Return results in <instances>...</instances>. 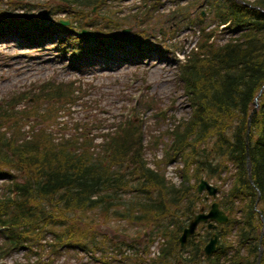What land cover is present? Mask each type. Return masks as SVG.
Segmentation results:
<instances>
[{"label":"trees","instance_id":"trees-1","mask_svg":"<svg viewBox=\"0 0 264 264\" xmlns=\"http://www.w3.org/2000/svg\"><path fill=\"white\" fill-rule=\"evenodd\" d=\"M59 1L61 4L53 12L73 10L83 20L105 0ZM195 6L200 10L197 22H205L206 16L201 13L205 9L211 15L210 21L243 30L245 41L216 46L210 42L211 32L202 28L196 49L178 67V79L191 113L161 134L146 138L139 124L125 119L114 130L103 132L102 154L97 157L89 149V140L78 143L77 138L62 137L54 141L53 134L43 129L30 140L20 141L25 116L40 115L43 120L57 117L52 102L39 114L45 101L55 100L61 105L73 102L75 91L70 83L48 82L37 86L41 88L38 93L22 92L12 97L7 107L0 106V176L5 175V167L17 171L16 175H9L12 182L6 186L13 195L5 194L0 199V233L6 238L0 245V259L19 249H25L28 256L36 253L34 247L40 248L42 257L45 245L53 254L68 248H102L114 241L110 235L113 233L104 231L112 228L114 219L124 220L127 226L120 231L114 227L119 234L116 242L126 244L129 240L132 247L140 246L137 255L125 264L141 263V254L148 252L156 234L167 240L151 264H223L231 249V256L225 259L227 264H256L259 243L263 249L259 264H264V234L259 241L264 229V0H255L252 5L246 0H190L176 14L189 19ZM149 10L146 7L143 12ZM126 20L132 23L130 17H125L114 23L115 28L121 31ZM24 21H14L18 23L15 28L30 35L36 27L33 21ZM11 23L0 18V31ZM93 23L86 20L81 27ZM59 28L60 34L66 33L65 27ZM141 32L131 34V45L120 43L124 37L121 34L120 38L104 36L97 48L114 46L124 51L134 46L136 51H142L146 34ZM259 92L246 140L249 115ZM21 102H26L29 109H13ZM162 115L166 118L165 110ZM160 146L164 156L156 161L158 170H153L147 166L143 153L146 148ZM247 152L252 183L246 168ZM177 157L184 163V182L174 187L167 183L162 170L165 163ZM229 163L235 167L234 181L228 193L218 198L228 221L214 230L202 224L199 232L180 247L178 238L193 211L200 205L210 207L205 195L198 192V183L203 178L222 179ZM235 200L244 202L238 221L233 217ZM235 223L238 236L233 246L227 237ZM213 232L219 241L215 251L206 256L203 247ZM35 264L45 263L38 257Z\"/></svg>","mask_w":264,"mask_h":264},{"label":"rangeland","instance_id":"rangeland-1","mask_svg":"<svg viewBox=\"0 0 264 264\" xmlns=\"http://www.w3.org/2000/svg\"><path fill=\"white\" fill-rule=\"evenodd\" d=\"M133 2L111 0L99 9L95 7L88 16L96 23L92 30L98 27L102 30L99 31L100 35H108L112 28L115 30L113 23L121 19L119 17L123 19L126 15L137 16L138 21H133L125 27L129 30L121 33L128 36L133 31L139 34L138 32L145 30V34L149 35L145 45L151 46L150 49L136 51L134 46H130L132 50L123 51L110 46L102 51L96 49L98 40L94 37L90 43L82 40L80 47L87 46V49L83 48L82 56L74 57L79 52L74 36L79 35L76 32L81 31V23H71L75 17L73 13L53 12V8L61 4L59 0H0L1 20L13 22L0 31V106L7 107L12 97L22 92L34 90L38 93L41 88L37 86L48 82L70 83V88L80 95L69 104H57L55 100L45 101L39 114L44 113L52 102L57 108V117L43 120L40 115L25 116L21 123L20 139L32 138L42 129L52 132L54 141H59L63 136L67 139L73 136L78 143L89 140V149L94 157L101 150L103 132L114 130L125 119L139 124L146 138H149L172 128L177 119L189 116L191 108L178 79V63L182 60L183 49L194 41L189 22L183 20L182 14L174 18L171 13L167 16L152 14L142 20L144 14L139 13L140 9L126 14L127 6ZM196 8L197 6L191 10L193 18ZM22 20H25L24 24L29 20L33 21L36 27L33 33L42 32V36L37 38V34L31 33L32 38H28L23 31L15 28L18 23L14 21ZM59 20L68 21V34L46 30V25L50 29L58 27ZM159 27L165 32L164 36L157 32ZM173 31L174 34H170ZM113 33L114 31L111 35ZM61 35L64 39L60 41ZM88 36L90 37V32ZM123 38L132 40V37ZM127 44L131 45V42ZM32 102L33 98L30 99V103ZM13 109L28 110L29 105L21 102L15 104ZM163 110L166 111V118H162ZM163 138L167 141L166 136ZM147 144L145 139V145ZM145 151L148 153L156 149L146 148ZM1 190L0 188V192ZM201 207L203 205L198 208ZM237 211L239 209L236 210L239 214ZM115 224L119 230L126 226L125 222L112 219L111 230L106 227L104 231L116 233ZM235 232L233 227L229 236H234ZM130 233L133 231L130 230ZM5 240V236L0 233V245ZM44 247L42 257H33L27 261L26 251L19 249L23 255L18 250L12 251V254L2 257L0 262L35 264L39 257L45 264H97L92 259L80 258L82 252L94 251V247L87 250L62 249L58 254L51 253L49 246Z\"/></svg>","mask_w":264,"mask_h":264},{"label":"water","instance_id":"water-1","mask_svg":"<svg viewBox=\"0 0 264 264\" xmlns=\"http://www.w3.org/2000/svg\"><path fill=\"white\" fill-rule=\"evenodd\" d=\"M254 104H255V108L253 109V112L256 111L257 102L255 101ZM249 122L250 121H248V127H249ZM247 137H248V131L246 134V138ZM247 170L248 172H250V163L248 159V154H247ZM204 189L208 192L209 196H212V197L216 196L217 188L210 185L206 180L202 179L198 185V191L201 192ZM207 221H216L218 223H224L227 221V215L222 209H220L219 204L217 202H213L211 204V207L207 213L203 212V208H201L200 213L193 215V218L190 220L188 225L185 228H183L182 233L180 234L178 238L180 246L183 247L188 237L194 234L199 222H207ZM215 227H216L215 223L208 224V228L212 229ZM217 241H218V236L216 233H213L211 237L209 238L208 243L203 248V251L206 255H210L215 250ZM261 253H262V250H260L257 264L260 261Z\"/></svg>","mask_w":264,"mask_h":264},{"label":"bare ground","instance_id":"bare-ground-1","mask_svg":"<svg viewBox=\"0 0 264 264\" xmlns=\"http://www.w3.org/2000/svg\"><path fill=\"white\" fill-rule=\"evenodd\" d=\"M247 172H248V170H247ZM248 175H249V179H251L250 172H248Z\"/></svg>","mask_w":264,"mask_h":264}]
</instances>
